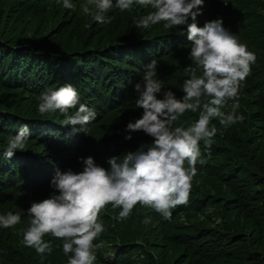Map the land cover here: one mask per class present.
Wrapping results in <instances>:
<instances>
[{"label":"trees","instance_id":"16d2710c","mask_svg":"<svg viewBox=\"0 0 264 264\" xmlns=\"http://www.w3.org/2000/svg\"><path fill=\"white\" fill-rule=\"evenodd\" d=\"M71 2L74 7L65 9L63 0H0V153L21 124L27 123L32 133L14 158L0 155V215H21L13 227L0 226V264L62 263L63 240L46 235L53 250L43 255L22 243L31 202L53 191L56 168L80 171L78 158L88 156L107 168L109 157L151 143L144 133H133L126 141L124 129L143 112L133 89L153 59L157 79L177 98L190 78L185 67L195 66L186 26L165 29L161 22L149 29L136 27V21L155 11L150 6L134 4L121 22L113 0L104 13L111 22L99 24L83 12L87 0ZM203 11L198 20L223 17L225 27L256 54L252 72L240 86L237 114L244 120L227 127L212 121L218 132L210 150L201 141L205 160L192 181L189 203L172 209L181 208L171 220L163 221L139 204L128 218L117 220L122 209L109 204L101 217V236L112 239L110 243L119 238L126 247H105L104 252H114L113 259L104 258L99 248L95 263L264 264V0H205ZM65 84H72L80 102L97 115L76 135L62 125L63 113L38 112L39 95ZM233 102L222 111H231ZM189 112L183 116L190 121ZM193 114L199 117V110ZM147 218L153 220L150 225ZM181 218L187 223H178ZM169 247L179 252L171 262Z\"/></svg>","mask_w":264,"mask_h":264},{"label":"clouds","instance_id":"9594fccd","mask_svg":"<svg viewBox=\"0 0 264 264\" xmlns=\"http://www.w3.org/2000/svg\"><path fill=\"white\" fill-rule=\"evenodd\" d=\"M134 4L155 9L135 22L137 28L149 29L161 22L165 29L186 26L195 66L185 67L190 78L183 81V96L177 98L171 89L164 90L163 80L157 79L158 63L153 59L146 66L142 82L133 89L136 106L143 112L139 118L129 120L124 129L126 141L133 139V133L142 132L151 138V143L109 157L107 168L92 156L78 158L80 171L56 168L50 181L53 191L47 198L31 202L27 209L29 227L23 232L22 243L43 255L53 250L51 241L44 240L46 235L63 240V252L71 253L67 264H95L102 244L94 241L105 231L100 213L109 204L122 209L115 217L118 220L128 218L137 204L170 220L172 209L189 203L192 181L198 174L201 141L210 150L218 132L212 121L218 119L222 127H227L244 120L243 115L237 114L240 86L251 74L257 57L237 34L225 27L223 17L198 26L205 0H116L115 6L124 12ZM112 6L113 0H87L82 8L104 24L111 22L106 21L104 13ZM63 7L72 9L74 4L63 0ZM161 94L162 99L158 98ZM38 100L40 114H64L62 125L71 127L70 135L84 131L97 119L95 110L80 102V94L72 84L46 90ZM229 100L234 102L226 113L222 109ZM72 109H76L74 114H70ZM198 110L199 117L191 126H175L186 112ZM31 135L29 125L21 124L0 155L11 160L17 150L25 148ZM20 221L19 213L0 215V226L5 229Z\"/></svg>","mask_w":264,"mask_h":264},{"label":"rangeland","instance_id":"374dc122","mask_svg":"<svg viewBox=\"0 0 264 264\" xmlns=\"http://www.w3.org/2000/svg\"><path fill=\"white\" fill-rule=\"evenodd\" d=\"M118 11H119V15H120V18H121V22H123L126 19V17H127V13H126V11H124V12H121L120 10H118ZM197 23H198V26L202 27L201 26L202 24H201L200 21H197ZM236 32H239V30H236L235 33ZM163 87H164V90L167 91V88L165 86H163ZM160 98L161 99L163 98L162 97V94H161ZM187 116L190 118V121L187 120L185 118V116H181L177 120L175 126L188 127V126H191L198 119V116H196L192 112H189V115H187ZM181 121H182V123H181ZM188 123H190V124H188ZM181 124H183V125H181ZM185 124H187V125H185ZM204 160H205V158L203 157V154L201 153L200 160H198V162H197V168L198 169L201 166V164L204 162ZM201 161H202V163H201ZM179 210H181V208L177 209V211H179ZM177 211H172V213L174 214ZM153 214L157 215L163 221H169V220H165L160 214L156 213L155 211L153 212ZM172 217H173V215H172ZM146 221L150 225L151 224V221H153V220L150 219V218H147ZM177 222L178 223H184V224L187 223V221L184 218H181ZM218 222H219V220L216 221V223H218ZM153 223L156 224L155 222H153ZM99 238H100L101 241L98 240ZM97 240H95L94 243H96V244H102V246L100 247V249H102V251H103V257L106 258L105 257V255H106V256H108L109 259H113L114 252L112 250H108V252H104V249H105V247H107L108 249H111V246L121 244L120 243V239L118 238L114 243H110V242H112V239H110L109 237H107L105 235L101 236V234H100V236L97 238ZM113 240H115V239H113ZM122 241H124V239H122ZM123 243H125V242H122L121 245L123 246V248H125L126 245L123 244ZM136 243H142V240H138ZM178 254H179L178 250L174 249V247H171V248L169 247L168 248V251H167V259L169 260V262H171L172 260H176V257H177ZM67 261H68V258L63 259V261H62L61 264H67ZM95 264H98V263H95ZM136 264H141V263L140 262H137Z\"/></svg>","mask_w":264,"mask_h":264},{"label":"bare ground","instance_id":"6f19581e","mask_svg":"<svg viewBox=\"0 0 264 264\" xmlns=\"http://www.w3.org/2000/svg\"><path fill=\"white\" fill-rule=\"evenodd\" d=\"M21 78V77H20Z\"/></svg>","mask_w":264,"mask_h":264}]
</instances>
